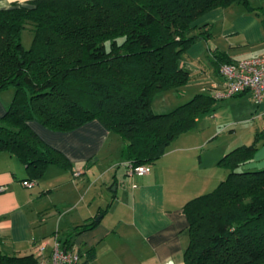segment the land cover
Instances as JSON below:
<instances>
[{
	"label": "trees",
	"instance_id": "1",
	"mask_svg": "<svg viewBox=\"0 0 264 264\" xmlns=\"http://www.w3.org/2000/svg\"><path fill=\"white\" fill-rule=\"evenodd\" d=\"M252 1L28 0L0 8V91L15 89L0 115V151L15 154L36 180L50 164L70 169L72 163L31 122L67 132L99 119L126 142L130 163H155L220 100L199 93L168 112L153 109L155 93L188 82L180 62L190 45L212 36L210 23L194 21L234 2L264 13ZM26 29L33 34L29 48L22 42ZM217 57L219 66L232 61ZM262 138L264 131L257 132L253 143L226 153L218 164L227 176L186 202V264H264V168H243ZM66 243L73 245L71 238ZM86 253L94 257L93 250ZM36 263L33 254H0V264Z\"/></svg>",
	"mask_w": 264,
	"mask_h": 264
},
{
	"label": "crops",
	"instance_id": "2",
	"mask_svg": "<svg viewBox=\"0 0 264 264\" xmlns=\"http://www.w3.org/2000/svg\"><path fill=\"white\" fill-rule=\"evenodd\" d=\"M27 1L0 0V8ZM256 1H252L254 6L264 8V0ZM204 23L211 24L212 36L190 45L180 62L189 72L188 82L166 90L164 95L189 94L192 98L208 93L215 96L224 87L217 53L232 61L264 54V13L250 11L242 3L234 2L209 10L193 24ZM246 95L252 97V92L244 91L220 100ZM220 100L216 101L213 113L200 116L195 128L181 133L144 175H128L126 157L120 163L105 159L104 156L117 148L125 154L126 142L99 119L67 132L54 131L38 121L31 122L47 143L68 157L72 167L71 171H65L59 164H50L44 175L36 179V184L27 187L23 184L29 178L25 164L15 154L0 151V187H4L0 190V254H33L38 262L53 253L56 243L60 247L69 246L58 233L64 216L49 210L52 202L57 209L58 200L53 195L58 190L64 191L68 179L73 184L79 181L85 192H93L96 199L106 196L107 200L108 192L114 197L107 212H102V207L92 211V205L79 211L85 219L101 214L95 227L69 246L82 252L93 250L91 264H186L184 255L190 241L189 220L184 211L186 202L224 179L228 171L220 169L219 160L235 147L253 143L256 136L255 133L248 143L233 137L227 143L223 140L213 144L215 132L229 130L231 135L236 132L234 122L221 125L218 117L226 102L220 103ZM253 102L254 117H264V99ZM6 110L5 99L0 98V115ZM207 122L210 123L207 127L217 129L206 135ZM261 131L264 129L257 132ZM243 168H264V138L258 142L254 159ZM47 197L53 201L45 202ZM47 210L49 217L45 215ZM107 215H110L108 220ZM41 243L46 244L43 254L37 250Z\"/></svg>",
	"mask_w": 264,
	"mask_h": 264
},
{
	"label": "rangeland",
	"instance_id": "3",
	"mask_svg": "<svg viewBox=\"0 0 264 264\" xmlns=\"http://www.w3.org/2000/svg\"><path fill=\"white\" fill-rule=\"evenodd\" d=\"M257 1H263V0H257ZM217 26H219V24H217ZM22 42L26 48H29L32 45L33 34L28 29L22 32ZM14 90H15L14 86H9L6 89H3L0 91V98L5 99V105L7 108L9 107L13 99L14 92H15ZM165 92H166V89L162 91H158L153 96V109L156 113L168 112L191 98L190 96H187L189 94L187 95H164ZM253 101L254 100H253V97H251V95H246L243 98L235 99V100H228V101L220 100V103L226 102L225 103L226 105L223 107L224 109L221 112L222 114L218 117L219 120L221 121V125H224V124L227 125L228 123L234 122L236 124L235 125L236 132L233 135H231L229 130L226 132H222V130H220L219 132H215L214 138H212L213 144L215 143L217 144L218 142H223V140L225 141V143H227L226 140L231 139L233 137L234 139L236 138L242 139V141L248 143V141H250L251 138L253 139V136L255 133H257V131L264 129L262 128V124H264V117H254L253 115L252 110L255 109L256 107ZM209 124L210 123L207 122L206 127L209 126ZM215 129L217 128L216 127L213 128L212 126L210 128L207 127L205 130L206 131L205 134L207 135L211 133V131L213 133ZM122 152L123 151H119L117 148L114 152H110L107 154V156H104V157L105 159L106 158L111 159L110 160L111 162H119V161H122L123 158L127 157L126 154H122ZM218 166L220 165L218 164ZM61 168L65 171H71V168L69 169L64 166H61ZM220 169L225 170L223 166H221ZM227 174L228 173H226V176ZM66 183H68V185L64 188V191L58 190L53 195V199L58 200V204H57L58 206H56L57 209L55 208V206H53L54 202H52L51 208H49V210L51 209L52 213L57 211L56 212L57 215L62 214L64 216L63 221L60 222L58 226L59 227L58 233L61 236V240L66 241V239L71 238V240L75 242L77 239H79L81 235L88 232V230L93 229L95 226L90 229L81 230V231L76 230L78 227H82L86 223L97 221V218L99 216L101 217V214H98V216H96L95 218L85 219L84 214H80L79 211L82 212L83 208H86L88 205H92V211H97L101 209L100 207H102V209H105L107 212L109 211L111 203L114 201V197L111 195L112 194L111 192H108L109 198L107 200H106L107 198L106 196L98 197L96 199L93 192L91 193L85 192V190L82 188V185L79 181H78V184L76 183L77 185H79V187L76 184L70 183V180L68 179L66 180ZM219 183L220 181L216 184V186ZM216 186L205 190V192L203 193H207L213 190ZM47 201H53L52 197H47L45 199V202ZM47 213H48V210L46 211L45 215L46 217H49ZM110 215H107L108 217L106 218V220L109 219ZM51 223H52V226L54 227L55 221L54 223L50 222L49 224Z\"/></svg>",
	"mask_w": 264,
	"mask_h": 264
},
{
	"label": "built area",
	"instance_id": "4",
	"mask_svg": "<svg viewBox=\"0 0 264 264\" xmlns=\"http://www.w3.org/2000/svg\"><path fill=\"white\" fill-rule=\"evenodd\" d=\"M219 72L224 79V87L216 92L218 99L230 98L244 91H251L255 102L264 99V54L251 58H243L224 62L219 66ZM150 164L133 165L128 162V175H144L150 171ZM23 184L32 187L35 179H26ZM4 187L1 186L0 190ZM44 243L38 245V252L43 254ZM37 264H91L87 259V253L79 248L60 247L56 243L53 253L49 257H42Z\"/></svg>",
	"mask_w": 264,
	"mask_h": 264
},
{
	"label": "water",
	"instance_id": "5",
	"mask_svg": "<svg viewBox=\"0 0 264 264\" xmlns=\"http://www.w3.org/2000/svg\"><path fill=\"white\" fill-rule=\"evenodd\" d=\"M100 218H101V217L99 216V217L97 218V221L100 220Z\"/></svg>",
	"mask_w": 264,
	"mask_h": 264
},
{
	"label": "clouds",
	"instance_id": "6",
	"mask_svg": "<svg viewBox=\"0 0 264 264\" xmlns=\"http://www.w3.org/2000/svg\"><path fill=\"white\" fill-rule=\"evenodd\" d=\"M21 2H23V0H21Z\"/></svg>",
	"mask_w": 264,
	"mask_h": 264
}]
</instances>
